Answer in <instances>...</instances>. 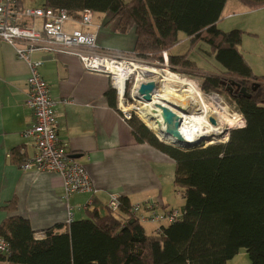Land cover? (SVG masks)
I'll use <instances>...</instances> for the list:
<instances>
[{"label":"trees","instance_id":"1","mask_svg":"<svg viewBox=\"0 0 264 264\" xmlns=\"http://www.w3.org/2000/svg\"><path fill=\"white\" fill-rule=\"evenodd\" d=\"M237 1L250 10L264 8V0ZM15 2L22 10L21 0ZM226 2L43 0L40 7L63 9L79 19L84 10L110 14L118 34L135 35L131 57L159 65L166 53L170 71L199 80L203 94L224 96L244 126L230 130L226 143L180 149L160 142L131 116L127 123L135 142L174 163L173 186L184 200L181 217L147 234L122 196L117 213L86 210L85 219L52 226L39 238L28 220L8 217L0 224L7 249L0 253V264H228L240 249L250 264H264V77L255 76L239 52L244 32L217 27ZM179 34L188 48L174 55ZM198 43L208 46L222 72L204 70L189 59ZM106 99L117 109L112 88ZM6 209L14 212L16 202Z\"/></svg>","mask_w":264,"mask_h":264},{"label":"crops","instance_id":"2","mask_svg":"<svg viewBox=\"0 0 264 264\" xmlns=\"http://www.w3.org/2000/svg\"><path fill=\"white\" fill-rule=\"evenodd\" d=\"M21 2L23 9L43 4V0ZM79 21L71 16L64 30L96 34L95 48L84 52L130 56L135 35L133 31L118 34L117 21L110 14L95 13L90 27ZM31 25L41 27L39 20ZM217 27L223 32L234 29L244 32L239 52L253 74L264 77V8L250 10L237 0H227ZM179 39L181 42L171 51L174 55L187 50L184 35L179 34ZM183 45L186 48L177 52ZM78 53L79 50L53 46L31 54L32 60L42 62L39 73L56 102L59 143L69 158L84 166L96 190L93 195L78 193L64 199L62 180L57 174L21 170L23 162L35 153L31 141L22 136L33 123V115L25 106L29 67L18 59L14 46L0 41V224L8 217H21L39 232L38 238L43 230L66 224L69 210L73 221L84 219L83 207L90 200L88 210L103 213L112 194L128 198L131 205L148 200L167 209H181L184 205L173 186L174 163L147 145L135 142L118 106L113 109L108 104L106 92L112 88L109 77L82 69ZM210 57L195 64L222 72L212 54ZM12 200L16 209L9 213L6 206ZM142 227L145 230V224Z\"/></svg>","mask_w":264,"mask_h":264},{"label":"built area","instance_id":"3","mask_svg":"<svg viewBox=\"0 0 264 264\" xmlns=\"http://www.w3.org/2000/svg\"><path fill=\"white\" fill-rule=\"evenodd\" d=\"M15 6V0H0V41L14 46L18 59L24 61L29 67L25 106L33 115V123L22 133V136L31 141L35 153L23 162L21 170L57 174L62 180L64 199L78 193L93 195L96 190L86 169L77 161L69 158L64 146L59 143L56 102L50 95L49 86L39 73L42 62L32 60L31 54L53 46L63 50H79L77 55L84 70L109 77L111 87L116 93L118 110L125 122L131 119L130 112L125 108V90L136 72L133 66L138 64L139 60L131 56L113 57L84 52L95 48L96 34L80 30L66 32L64 25L70 21L71 16L63 9L54 11L45 7H37L17 10ZM93 15L92 11L84 10L81 13L80 24L90 27ZM36 20L40 21L39 29L31 25V22ZM163 56L164 65H166V55ZM108 67L116 69L115 72L125 69L129 70V73L124 74L123 71L119 77ZM141 80V76L135 77L131 92L136 93V85ZM91 204L90 200L83 210H88ZM119 208V196L110 195L106 209L115 214ZM129 213L141 224L153 226L155 228L153 233H159L162 227L174 223L182 215L179 209H167L160 203L150 200L132 205ZM72 221L73 214L69 210L66 222ZM6 250V245L0 240V253H5Z\"/></svg>","mask_w":264,"mask_h":264},{"label":"bare ground","instance_id":"4","mask_svg":"<svg viewBox=\"0 0 264 264\" xmlns=\"http://www.w3.org/2000/svg\"><path fill=\"white\" fill-rule=\"evenodd\" d=\"M133 68L144 73L157 72L150 67L140 66L138 64H134ZM108 69L113 72L116 70L111 67H108ZM123 71L124 74L129 73V70L125 69H121L119 72L115 73L121 77ZM177 71H179V69ZM172 73L165 70V72H163L165 79L161 82H154L156 90L152 94L151 102L148 103L143 100L135 101L134 98L133 102H135L134 105L137 107L135 108L136 111L132 107L133 104L126 109L133 110L138 117H140L139 114H141L145 119V125L155 133L156 136L158 135L162 142L180 146L183 144H196L203 140H209V142L212 143L215 142L216 139L218 141L220 138L224 137V133L227 132L225 131L227 127L228 129L242 127L243 122L240 115L234 113L233 115H229L231 119H228L224 115H221L226 112V109L220 108L217 104L215 110L219 112H211V116L216 120L217 124H210L209 119L207 118L208 116L206 115L207 105L203 103L200 94L198 93L199 91L192 86L189 80L186 81L185 78H181V76L178 77ZM184 73L185 72H183V74ZM177 88L182 89L180 95L176 94ZM127 95L126 98H128ZM217 98L218 96L214 95L212 100L216 101ZM219 102L221 104L222 99H219ZM161 108L170 110L175 114L176 118L180 119L179 127L177 129L174 128V125H168L164 121ZM182 110H185V112ZM226 139L227 135L224 140L226 141Z\"/></svg>","mask_w":264,"mask_h":264},{"label":"rangeland","instance_id":"5","mask_svg":"<svg viewBox=\"0 0 264 264\" xmlns=\"http://www.w3.org/2000/svg\"><path fill=\"white\" fill-rule=\"evenodd\" d=\"M35 1H37V0H35ZM223 28V27H222ZM199 44V45H198ZM197 45H198V47H196L195 46V48H196V50H195V52H194V50H193V52L194 53H192V56H191V58H192V61L193 62H195V63H199V61L200 62H202V61H204V62H206L207 60H210L211 59V57H210V55H211V52H210V50H209V48H208V46L206 45V44H203V43H198ZM186 48V45L184 46H181V47H178V49L176 50L177 52H181V51H183V49H185ZM187 48H188V46H187ZM165 55H166V53H164ZM134 58V57H133ZM135 59V58H134ZM195 59V60H194ZM138 60V59H137ZM166 60H167V55H166ZM214 60V59H213ZM197 61V62H196ZM164 63H165V60H164ZM138 65H140V66H147V67H150V68H152L153 70H156L157 72H155V73H148V74H146V73H144V72H142V71H140V70H136V69H134L136 72H135V74H134V76H133V79L131 80V83L129 84V85H127L126 86V89H127V87L129 86V92H128V95H127V97L128 98H126V95H125V101H126V104H125V108L127 109L129 106H131L132 104V107H133V109L135 110V108H137L135 105H134V103L135 102H133V99L135 98V101H137V100H141V99H136V93H135V91H133V92H131V88L133 87V85H134V82H135V77L137 76V75H139V76H141V81H140V83H143V82H161V81H163V79H165V75L163 74V72H165V70L166 71H169L170 73H172V71H170L169 70V68L167 67V61H166V65H164V64H159L158 66H157V64L156 63H147V62H144V61H142V60H139V62H138ZM204 65L205 64H203V66H201L203 69H204ZM204 70H207V69H204ZM144 73V74H143ZM172 74H174V75H176V76H178V77H180L181 76V78H185V80L187 81V80H189L190 81V83L192 84V86L195 88V89H197L199 92V94H200V97H201V99H202V101H203V103L205 104V105H207V111H206V115L207 116H209V117H207L208 119H210V118H213L212 116H211V112H213V111H216V112H219V111H217V110H215V108H216V104L217 105H219V107L221 108H226V112L225 113H222L221 115H224L225 117H227L228 119H231L230 117H229V115H233L234 113H236V115H239L237 112H236V110H235V108H234V106L233 105H231V104H229L228 103V101L224 98V96H222V95H217V94H213V93H211V94H207V95H205V94H203L202 92H201V90H200V81L199 80H197V79H194V78H190V77H186V75H184L183 76V74H179V73H175V72H173ZM179 74V75H178ZM192 80V81H191ZM139 83V82H138ZM155 84V83H154ZM137 86H138V84L136 85V88H137ZM177 86V85H176ZM135 88V89H136ZM181 91H182V89H180V88H177V92H176V94H178V95H180L181 94ZM125 93H126V90H125ZM130 94V95H129ZM203 95V96H202ZM212 95V96H211ZM218 96V98L216 99V101H214V100H212V97L213 96ZM219 99L221 100L222 99V102H223V104L221 105L220 104V102H219ZM130 100V101H129ZM227 105V106H226ZM129 112H130V114H131V116H135L136 118H138L143 124H145L144 122V118L142 117V115L141 114H139V116L141 117V119L144 121H142L138 116H137V114L133 111V110H128ZM136 111V110H135ZM242 118V117H241ZM242 122H243V119H242ZM244 126V122H243V124H242V127ZM242 127H233L234 129H236V128H242ZM228 128V127H227ZM233 128H231V129H229V130H232ZM225 131H227V129L225 130ZM227 135V132H225L224 133V137H222V138H220L218 141H217V139H216V142H219V143H215V144H222V143H224V142H226L225 140H224V138H225V136ZM209 140H203V141H201V142H199L198 143V145H204V146H208L209 145ZM213 143V142H212ZM198 145H195V146H198ZM174 147H176L177 148V146H174ZM181 149V148H180ZM183 149V148H182ZM145 230H146V232L148 233V234H152L153 232V226H151V225H147V224H145ZM228 264H250V260H249V258H248V256H247V253H246V251H245V249H240V251L238 252V254L232 259V260H230L229 262H228Z\"/></svg>","mask_w":264,"mask_h":264},{"label":"water","instance_id":"6","mask_svg":"<svg viewBox=\"0 0 264 264\" xmlns=\"http://www.w3.org/2000/svg\"><path fill=\"white\" fill-rule=\"evenodd\" d=\"M148 74V73H146ZM156 90V85L153 83V82H143V83H139L138 84V88L136 90V98H139L145 102H151V99H152V94L155 92ZM162 110V114H163V117H164V121L168 124V125H174V128L177 129L179 127V123H180V119L176 118L175 114L172 113L170 110H167L165 108H161ZM183 112H185V110H182ZM209 122L210 124L212 125H216L217 122L214 118H210L209 119ZM145 125V124H144ZM146 126V125H145ZM147 127V126H146ZM148 128V127H147ZM149 129V128H148ZM227 129V139H226V142L228 140V135H229V129ZM150 130V129H149ZM151 131V130H150ZM152 132V131H151ZM153 133V132H152ZM175 133V132H173ZM155 136L156 134L153 133ZM157 139L162 142L158 135L156 136ZM224 142V143H226ZM164 144H167L165 142H162ZM215 143H219V142H213V143H209V145H213ZM167 145H170V146H177V148H188V147H191V146H195V145H198V143L196 144H183V145H171V144H167ZM135 221L134 219L131 220V222Z\"/></svg>","mask_w":264,"mask_h":264}]
</instances>
